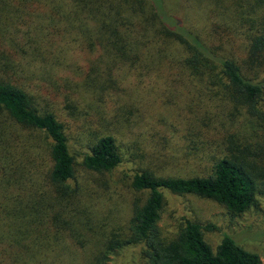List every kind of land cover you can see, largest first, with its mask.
Masks as SVG:
<instances>
[{
  "label": "trees",
  "instance_id": "obj_1",
  "mask_svg": "<svg viewBox=\"0 0 264 264\" xmlns=\"http://www.w3.org/2000/svg\"><path fill=\"white\" fill-rule=\"evenodd\" d=\"M9 2L22 10L42 6L53 18H66L85 30V46L100 52L88 54L96 56L95 66L84 72L73 70L70 53L46 50V33L36 35L29 31L31 25L21 37L15 36L16 49L0 52V109L11 120V129L0 125V264H74L61 260L62 242L80 237L79 208L73 214L69 210L79 189L70 186L75 161L64 125L54 111L36 106L29 83L41 96L36 81L60 82L53 71L62 70L72 77L64 86L104 96L117 85L118 67L160 69L169 62L177 68L170 70L168 78L220 87L264 126V0H236L231 19L237 28L217 41L179 25L164 0H0L4 7ZM220 2L226 6L224 0ZM18 18L14 27L19 30L32 21L29 14ZM6 39L0 37V46L7 44ZM102 62L106 69H98ZM18 151L21 155L16 159ZM217 154L198 156L205 165L198 162L203 165L200 172L189 177L163 176L146 168L136 171L131 187L145 198L133 208L130 239L109 241L84 264H106L108 252L129 244H143L147 264H261L256 253L228 235L213 251L204 240V231L214 229L211 225L187 221L175 239L166 241L160 235L164 191L212 200L234 215L264 195V135L256 142L229 140ZM45 155L50 164L46 169ZM22 157L27 158L25 165ZM122 158L115 139L103 135L89 145L81 163L88 171L108 173Z\"/></svg>",
  "mask_w": 264,
  "mask_h": 264
},
{
  "label": "rangeland",
  "instance_id": "obj_2",
  "mask_svg": "<svg viewBox=\"0 0 264 264\" xmlns=\"http://www.w3.org/2000/svg\"><path fill=\"white\" fill-rule=\"evenodd\" d=\"M235 1L224 0V7L220 0H164V4L179 25L217 41L227 33L232 35L237 28L231 19ZM35 8L27 6L22 10L14 2L7 3L6 7L0 4V37H9L7 44L0 46V52L16 49L15 36L21 37L24 29L31 25L29 31L36 35L42 36L37 34L40 31L43 35L46 33V50L70 53L73 70L84 72L96 65V56L88 54L100 51L85 46V30H79L66 18H53L42 6ZM22 13L29 14L32 21L21 24L20 30L15 29ZM87 29L94 34L92 25ZM235 49L239 55V43ZM158 60L155 57V63ZM174 68L177 66L169 62H163L160 69L118 67L117 85L104 96L64 86L71 83L72 77L62 70L53 71L61 83L44 82L41 78L36 81L41 96L38 89L34 90L33 82L29 83L36 106L40 110L54 111L63 123L75 161V178L70 186H77L79 194L69 210L72 209L73 214L79 208L76 225L80 237L73 235L63 240L65 249L61 260L84 264L109 241L130 239L129 220L133 208L145 198L131 187L132 177L139 169H150L163 176H193L205 165L204 160L198 161V156H217L229 140L256 142L264 135L262 122L247 114L220 87L168 78L167 74L175 71ZM98 69H106V64H98ZM177 71L180 73L179 69ZM0 125L11 129V120L2 109ZM103 135L115 139L122 162L108 173L88 171L81 163L83 155L89 145ZM18 153L16 159L21 155ZM45 157L44 169L50 165L47 155ZM22 160L25 165L27 158L22 157ZM200 161L203 165L198 164ZM163 195L158 229L164 240L175 239L187 221L211 225L214 229L204 231V240L213 251L223 236L228 235L246 251L256 253L264 264V195L257 196L253 206L237 215L212 200L195 195H176L168 191ZM143 251V244H129L108 252L106 264H147Z\"/></svg>",
  "mask_w": 264,
  "mask_h": 264
}]
</instances>
